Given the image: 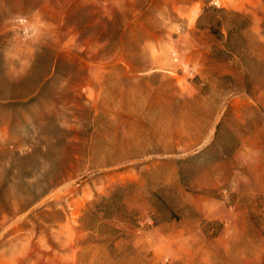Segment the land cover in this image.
I'll return each mask as SVG.
<instances>
[{"label": "rangeland", "instance_id": "1", "mask_svg": "<svg viewBox=\"0 0 264 264\" xmlns=\"http://www.w3.org/2000/svg\"><path fill=\"white\" fill-rule=\"evenodd\" d=\"M0 264H264V0H0Z\"/></svg>", "mask_w": 264, "mask_h": 264}]
</instances>
